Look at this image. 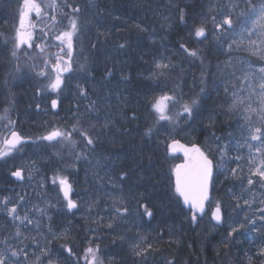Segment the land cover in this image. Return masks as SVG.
Returning a JSON list of instances; mask_svg holds the SVG:
<instances>
[{"label":"trees","instance_id":"trees-1","mask_svg":"<svg viewBox=\"0 0 264 264\" xmlns=\"http://www.w3.org/2000/svg\"><path fill=\"white\" fill-rule=\"evenodd\" d=\"M86 2L91 4L85 11V27L77 44L82 63L74 65L68 73L72 87H67L72 98L68 93L61 96L72 100L74 106L61 113L57 110L46 114L41 108V115L43 99L38 93V72L32 66L35 62L27 58L31 67L21 69L17 66L10 53L12 45L6 35L1 34L5 29L12 32L18 15L16 3L0 0V116L9 112L17 119L21 131L25 135L31 132L34 137H41L54 118L66 117L63 121L66 130L72 132L73 126L77 125L93 138L94 145L88 146L82 135L72 132L82 143L71 148L63 145L58 153L71 151L68 158L75 161L82 149L80 159L96 158L100 162V171L105 169L114 182L121 184L122 203L112 206L114 212L121 209L120 215L116 212V226L126 230L131 238L113 227H96L102 235L111 237V264H264V247L253 242L252 227L237 237L229 232L226 237L225 224L216 226L209 215L217 201L222 204L224 213L236 210L231 215L238 221V216L244 214L241 201L249 187L247 179L240 173V162L233 157L238 133L245 134L244 114L239 110L229 111L232 93L241 87L242 77L228 75L230 68L224 60L227 39L219 38L206 25L209 19L213 23L212 17L218 23L223 19L224 10L219 7L226 8L230 0H217V3L215 0ZM201 25L208 27V32L206 38L199 37L202 54L199 61L208 60L209 67L203 87H198L197 60H191L181 45L192 51L195 30ZM172 34L178 37L174 38ZM122 44L124 47H120ZM7 46L11 49L7 50ZM167 48L171 51L176 48L178 52H172L177 57H171ZM39 58L42 60L41 54ZM157 62L167 63L169 68L157 69ZM81 65L84 68L80 70ZM108 72H111L110 76ZM175 80L184 85L186 99L189 100L191 94L198 104L191 117L185 116L178 126L170 129L171 136L186 143H198L215 165L208 211L196 225H193L191 211L183 206L175 191L173 168L179 157L169 155L166 129L156 123L152 108V101L162 92L173 94ZM193 84L196 85L194 90ZM81 88L84 94H81ZM133 113L135 119H132ZM106 122L108 126L103 127ZM148 128L153 129L150 136L145 134ZM27 138L33 139L30 134ZM224 145L227 146L226 157L221 167L218 146ZM42 158L47 161L44 155ZM52 161L59 162L56 154L48 163ZM1 164L0 181L4 176ZM122 173L126 175L122 176ZM68 178L73 182L72 177ZM143 204L152 211L151 217L144 214ZM125 207L127 213L123 212ZM88 222H97V226L108 223L105 220ZM144 239L147 240L146 247L143 249L142 244L139 247L144 254L137 255L132 242L136 245L139 240L144 243ZM128 241L132 247L128 246ZM118 246H124L122 253H118Z\"/></svg>","mask_w":264,"mask_h":264},{"label":"rangeland","instance_id":"rangeland-1","mask_svg":"<svg viewBox=\"0 0 264 264\" xmlns=\"http://www.w3.org/2000/svg\"><path fill=\"white\" fill-rule=\"evenodd\" d=\"M66 0H36L37 3L41 5L42 11L39 16L34 12L31 13L30 21L25 26L26 32H31L33 39L31 41L32 47L29 48L27 44L21 46L19 49L15 47L17 42V30H14L16 33L15 40H12L13 46L11 50L15 51L16 55H12L13 61H16V65L20 66L21 69H28L31 67L29 64L31 61L26 60L27 58L35 62V65L32 66L38 72V83L40 85L38 89L39 96L43 99L42 106L40 107V113L42 115L51 112H56L57 110L61 113L69 106H74L72 100H65L61 96L63 93L70 94V90L67 86L72 87V81L68 79V73L63 74V79L65 84L62 86V89L59 93L53 92L50 89H46L48 84V79L40 76L39 73L41 70L49 72L51 75V69L44 67L45 61L55 62L57 55L63 58L62 63L69 62L71 63V70L74 65L82 63V57L79 53L78 48L74 47L78 44L77 34L81 32L79 28V23H81V15L74 14V17L69 19L67 17L64 26H62L63 21L58 25L57 33H54L51 36L50 40L45 42V34L40 31L37 32L35 25L44 27L50 21V17L54 13L56 5L64 3ZM163 2H168L169 0H160ZM58 3V4H56ZM217 3V0H215ZM252 3V0H251ZM252 5L254 6L256 12L258 13L260 8L264 6V0H253ZM220 10H224L223 18L230 15L233 19V30H228L226 28L219 29V35H217V30L214 27V24L209 20H206V25L209 27V30L214 32L219 38L224 41L227 39V45L225 47L226 57H224L225 65H228L230 68V73L228 75L233 77H242L251 81V87L257 88V93L252 94V100L254 101L253 107L256 106L255 102H258V84L260 83V77L264 73L260 72V68L264 67V59L259 58L258 56L251 55L248 51L244 50L243 46H238L240 41V33L247 26L245 24V19L249 15H252L253 8L248 5L246 0H231L226 8L219 7ZM23 12V6L21 13ZM243 12L244 15L241 16L240 13ZM20 13V14H21ZM221 12L218 11V15ZM75 19L78 26V31L73 38V51L69 57L66 53V46L60 44V41L56 39V36L60 35L64 31L70 30V21ZM208 19V16L205 17ZM222 21V20H221ZM220 21V22H221ZM218 23V22H217ZM83 25L85 26V17ZM207 27V28H208ZM207 28L206 34L208 32ZM38 36H41L39 40ZM233 40L237 41V44H233ZM259 43V42H258ZM200 38L195 36L193 41L194 49L192 51L197 52V56H191V60L196 59V79L198 87H203L206 77L205 74L208 71L209 61L199 60L202 58L201 49H199ZM232 44V48H229V45ZM40 45L43 47L44 51H40ZM61 47H65V51H61ZM220 47V46H219ZM222 50V48L220 47ZM171 52V57H177L174 53L178 52L176 48ZM41 54L42 60L39 58ZM38 55V56H37ZM19 59L16 60V57ZM41 61V62H40ZM29 66V67H28ZM81 70V68H80ZM161 70V69H159ZM164 70V69H163ZM225 72V68H223ZM180 81V80H179ZM246 89V95L248 92V86L243 85ZM184 85L175 80V83L172 85L173 94L168 92H162L161 95H169L176 98L177 103L169 105L168 115L172 116L173 121L176 123H170L168 121H160L159 124L164 126L166 129V135L169 138L168 142L171 139H176V137L171 136L170 129L172 130L175 126H178L183 118L187 116L186 113H183L182 105L183 101L191 103L192 99L195 96L189 94V100L185 97V90H183ZM191 88L194 90L196 85L193 84ZM215 88V87H213ZM217 88V87H216ZM72 98L73 94L68 95ZM159 96V97H160ZM69 98V99H70ZM58 99V105L56 108H52L51 101ZM196 99V98H195ZM40 102V103H41ZM42 108V112H41ZM197 106L193 108L195 111ZM180 113L181 115H177ZM244 117V116H243ZM13 118L9 112H4L0 116V148L2 147V139L5 133L10 131L13 127ZM65 118H54L50 128L46 130L41 137L48 135L52 130L59 129L63 132H70L66 130L63 126V121ZM245 120V119H244ZM253 121H256L255 116H253ZM245 134L243 132L238 133L237 142L235 144V152L233 157H240V173L245 179H247L251 172L249 169L253 167L250 164V160H255L259 164L260 160H264V154L258 153L256 151L259 141L250 140L249 137V123L244 121ZM19 130L21 128L18 126ZM24 135L25 133L21 131ZM33 139L30 144H24L21 147L14 149L9 155L0 158V163L3 171V179L0 181V242L7 239L8 244L0 243V250H4L5 247L10 248L12 251L21 250V255L15 258H12L17 261V264H91V255L87 253L89 247L93 248L97 260L102 262V264H111V237L107 238L104 234L102 235L100 231L98 232L96 227L108 226L109 223L112 224V227L116 231L122 232L123 235L131 238L126 230L122 231L116 225L117 219L115 218L116 212L113 211L112 204L120 203L122 198L121 195V184L114 182L111 176L105 173V169L100 171L98 163H100L96 158H88L83 161L82 159H77L75 161L68 158L71 151L59 154L58 151L63 148V145H67L69 148L72 145L68 142L61 141L59 139L48 141L41 139L39 135H32ZM26 137V138H27ZM72 139L77 143L73 147H79L78 143L82 141L72 134ZM249 144L251 148H249ZM66 146V147H67ZM71 150V149H70ZM50 152V154H48ZM82 153L80 149L79 155ZM56 154L58 163L52 161L51 164L48 163L52 159V155ZM45 156L47 161H44L42 156ZM47 155V156H46ZM43 160V162H42ZM79 164V165H78ZM247 164V165H245ZM80 167V169H78ZM244 169V170H243ZM16 170H22L24 179H18L14 177L11 173ZM56 176H67L72 177L73 182H70L73 186L72 199L75 200L78 204V208L74 210H68L66 207V200L63 197V192L60 190V187L57 184L52 182L53 177ZM252 179L259 181V177L252 176ZM70 181V178H68ZM113 187V188H112ZM122 196V195H121ZM7 199V204L4 203ZM248 201V203H245ZM217 201H215L211 209L215 206ZM220 206L223 208L222 204L219 202ZM15 207L17 213L21 218L27 215L28 220L33 221L29 223L28 220L14 219V215H10L8 209ZM237 209V208H236ZM244 209L243 216H238V221L233 217V213L236 212L230 211L225 212V231L224 235L227 237L228 232L232 233L231 236H238L241 233L247 232L251 227L254 234H258L259 228H264V187L260 186V183H254L249 185L248 190L245 193L241 201V212ZM43 210V211H41ZM228 214V216H227ZM232 214V215H231ZM120 215L119 213L117 216ZM112 218V219H111ZM106 221L108 223L99 224L97 222H88V221ZM122 220V219H121ZM254 221V223H253ZM37 222L39 227H37ZM83 223L85 228L83 227ZM243 224L244 227H240ZM237 229L235 232L232 229ZM51 229V230H49ZM94 229V230H93ZM19 230L21 235L16 237V232ZM91 236V238H89ZM25 237H27L25 239ZM103 237H106L103 239ZM146 239L144 243L139 240L138 244L135 245V241L132 242L133 247L142 244V248L146 247ZM104 242V243H103ZM126 245V243H124ZM128 241V246L132 247ZM124 247V246H123ZM119 247L118 253H122ZM71 249V253L67 249ZM133 248V249H134ZM27 253V257L23 253ZM88 257L85 259V257ZM36 257H39V261L36 260Z\"/></svg>","mask_w":264,"mask_h":264},{"label":"snow or ice","instance_id":"snow-or-ice-1","mask_svg":"<svg viewBox=\"0 0 264 264\" xmlns=\"http://www.w3.org/2000/svg\"><path fill=\"white\" fill-rule=\"evenodd\" d=\"M248 5L253 8L252 15H249L245 19V24L247 25L243 31L240 33V41L238 46H243L244 50L248 51L253 56H258L261 59H264V6H262L257 13L254 6L251 3V0H246ZM71 7V6H70ZM23 12L20 16V24L19 29L17 30V42L15 44V47L19 49L21 46L27 44L29 48H31L33 45L31 43L33 39V35L31 32H26L25 29V20L31 13H35L37 16L40 15L42 8L39 3L36 2V0H23ZM79 8H73V12H79ZM241 16L244 15L243 12L240 13ZM54 19V18H53ZM180 20L183 22L184 16L183 13H181ZM212 21L214 24L215 29L217 30V35H219V29L226 28L228 30H233V19L230 15L225 16L221 22L217 23L215 21V17H212ZM78 31L77 22L75 19L70 21V30L62 32L60 35L56 36V39L60 41V44L63 46H66V53L70 57L71 53L73 51V38L76 35ZM194 35L196 37H204L206 38V30L203 25L200 27H197L195 30ZM259 42V43H258ZM233 44H237L236 40H233ZM37 47H40V45H36ZM120 47H124V45H120ZM181 47L187 52L189 55L195 57L197 56L196 51H189L185 45H181ZM229 48H232V44L229 45ZM40 51L43 52V47H40ZM61 51H65V47H61ZM12 55L15 56L16 52L13 51ZM63 58L59 55L56 56L55 62L51 61H45L44 67L51 69V75H49V72L41 70L39 73L40 76H43L48 79V84L46 85V89H50L53 92L59 93L62 89V86L65 84L63 77L64 73H67L71 71V63L64 62L62 63ZM155 67L157 69H168L169 64L163 63V62H157ZM81 69L84 68V65L80 66ZM260 72L264 73V67L260 68ZM160 74H163L161 72ZM107 75H111V72H108ZM260 83L258 84V95L259 100L256 103V106L253 107L254 101L252 100V94L257 93V88L251 87V81L248 79H244L242 81V85L248 86V92L247 95H245V87H240L238 92L234 91L232 93V102L229 106V111H236L239 110L244 114V119L247 121L250 125L249 127V137L250 140L253 141H259V145L256 148V151L258 153L264 154V75H262L260 78ZM81 94H84V90L80 89ZM204 89H201V92H203ZM227 91V89H226ZM176 98L169 95H161L158 98H155L152 101V108L156 113V123H159L160 121H168L170 123H176L173 121L172 116L168 115L169 112V105L177 103ZM198 101L197 99H192L191 103H184L182 105L183 113H186L188 117H191L193 114V108L197 106ZM58 105L57 100L51 101L52 108H56ZM91 107V106H90ZM177 115H181L180 113H177ZM253 116H255L256 121L258 123L253 121ZM135 113L132 115V119H135ZM108 123L106 122L103 127H107ZM91 127H95V125H92ZM153 129L148 128L146 131V135H151ZM72 132H78L80 135H82L86 140V145L93 146L94 140L91 136H89L88 132L83 130L82 128L78 127L77 125L73 126ZM72 132H63L59 129L52 130L48 133V135L41 137V139L53 141V140H61L64 142H68L71 145L75 146L76 141L72 139ZM97 137L96 139H98ZM22 137L19 136L18 133L13 132L11 134V139H5L3 144L4 148H0V158L9 155L14 149L17 148L18 145L22 142ZM168 149L173 152H182L184 157V163L177 164L174 168L175 173V191L183 197L184 203L187 205H191L192 208V216L191 219L193 221L196 220L197 214H203L205 211V204L210 200V186H211V178L213 173V161L212 159H209L208 155L204 151L201 150L199 146L196 144H192L191 146L181 144L179 140L171 139V142L167 145ZM226 145L224 146H218V151L220 152L219 157V165L223 167L224 160L226 157ZM249 148H251V145L249 144ZM77 159H79V154L77 155ZM237 160L240 159V157H236ZM250 164L253 166L249 169L251 172V175L247 178V184L253 185L254 183L259 182L261 187H264V160H260L259 164L256 163V161L250 160ZM14 177L18 179H24V175L22 170H16L11 173ZM232 174L235 176L236 170H232ZM126 175V173H122V176ZM252 176L259 177V181H255L252 179ZM239 179L240 177H236ZM52 182L54 184L59 185L60 190L63 192V197L66 200V207L68 210H73L78 208V204L75 200L71 198V194L73 191V186L69 182L67 176H56L53 177ZM7 199H5L4 203L7 204ZM122 203V201H121ZM245 203H248V201H245ZM141 207L144 209V214L151 217L152 211L149 209L147 204L141 205ZM43 211V210H41ZM121 209L117 208L116 212L120 213ZM8 212L10 215H14V219H19L21 222L23 220H28L27 215H25L23 218H21L17 213V209L15 207L8 209ZM124 213L128 212V209L125 207L123 209ZM212 217L216 221L221 220V207L219 202L215 204V210L212 212ZM261 219H264V217H261ZM29 223H33V221L28 220ZM254 223V221H253ZM37 227H39V224L37 222ZM108 227H112V224L109 223ZM240 227H244L243 224L240 225ZM51 230V229H49ZM237 229L233 228L232 231L235 232ZM232 233H229L231 235ZM16 237H19L21 233L19 230L16 232ZM27 237H25L26 239ZM4 243L5 245L8 244L7 239L0 242ZM151 248V245L148 246ZM137 255H143L144 252L139 250V245L136 246ZM67 251L71 253V249L68 248ZM95 251H98V249L94 250L93 248L89 247L87 249V253L91 255V264H102V262L97 260V257L95 255ZM146 251V250H145ZM21 255V250L12 251L10 248L5 247L4 250H0V264H17V261L12 259L15 257H18ZM23 255L27 257V253L24 252ZM88 257L86 256L85 259ZM39 257H36V260L39 261ZM49 264L51 262L49 261Z\"/></svg>","mask_w":264,"mask_h":264},{"label":"water","instance_id":"water-1","mask_svg":"<svg viewBox=\"0 0 264 264\" xmlns=\"http://www.w3.org/2000/svg\"><path fill=\"white\" fill-rule=\"evenodd\" d=\"M13 132L18 133L19 136L23 138L21 144L17 146V147H19V146H21V145L25 142V138H24V136L20 133V131L16 130V121L14 122V125H13V128L11 129V131L5 135L4 140H5V139H11V134H12ZM9 134H10V136L8 137ZM4 140H3V142H4ZM179 141H180V140H179ZM180 143H181V144L188 145V146H191V145H192V144H186V143H184V142H182V141H180ZM195 144L201 148V146H200L199 144H197V143H195ZM1 148H4V144H2V147H1ZM201 150L204 151L202 148H201ZM204 152H205V151H204ZM169 153H170V155H173V156H174V155H181V156L183 157V153H182V152H176V153H173V152H171V151L169 150ZM183 158H184V157H183ZM209 159H210V158H209ZM184 162H185V161H184V159H183V161L179 162L178 164H181V163H184ZM213 166H214V165H213ZM213 174H214V167H213V173H212V178H211V184H212ZM174 181H175V173H174ZM210 197H211V186H210ZM181 198H182V201H183L184 206H185L186 208H188V209H191V211H192L191 205H187V204H185V203H184V200H183V197H181ZM209 201H210V200H209ZM209 201H208V202H209ZM208 202H206V204H205V211H204V213H203L202 215L198 213V214H197V218H198V217H202V216H204L205 212L207 211V204H208ZM214 210H215V208L212 210V212H213ZM221 217H222V218H221L220 221H216V220L212 217V213H211V218H212V220H213L216 224H218V225H223V223H224V216H223V211H222V209H221ZM197 218H196V220L194 221V224L196 223Z\"/></svg>","mask_w":264,"mask_h":264},{"label":"bare ground","instance_id":"bare-ground-1","mask_svg":"<svg viewBox=\"0 0 264 264\" xmlns=\"http://www.w3.org/2000/svg\"><path fill=\"white\" fill-rule=\"evenodd\" d=\"M160 2H162V1H160ZM172 36L174 38H177L178 37L177 34H172ZM254 235H255V238H254L253 242L256 243V244L259 243L262 247H264V228L263 229L262 228H259L258 229V234H254ZM263 251H264V249H263ZM263 254H264V252H263Z\"/></svg>","mask_w":264,"mask_h":264},{"label":"flooded vegetation","instance_id":"flooded-vegetation-1","mask_svg":"<svg viewBox=\"0 0 264 264\" xmlns=\"http://www.w3.org/2000/svg\"><path fill=\"white\" fill-rule=\"evenodd\" d=\"M71 6V7H70ZM61 8V7H60ZM61 10V9H60ZM71 12H73V6L72 5H68V7L65 9V10H63L62 12H61V14H65V13H71Z\"/></svg>","mask_w":264,"mask_h":264}]
</instances>
